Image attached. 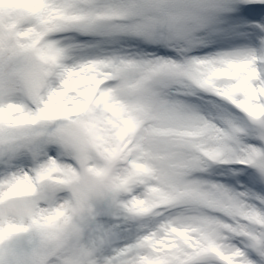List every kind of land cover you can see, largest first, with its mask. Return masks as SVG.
Returning <instances> with one entry per match:
<instances>
[{"label":"snow or ice","instance_id":"1","mask_svg":"<svg viewBox=\"0 0 264 264\" xmlns=\"http://www.w3.org/2000/svg\"><path fill=\"white\" fill-rule=\"evenodd\" d=\"M0 264H264V0H0Z\"/></svg>","mask_w":264,"mask_h":264}]
</instances>
